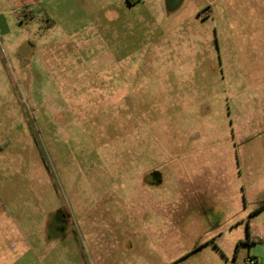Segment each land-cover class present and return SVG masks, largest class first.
<instances>
[{
    "label": "rangeland",
    "instance_id": "rangeland-1",
    "mask_svg": "<svg viewBox=\"0 0 264 264\" xmlns=\"http://www.w3.org/2000/svg\"><path fill=\"white\" fill-rule=\"evenodd\" d=\"M0 15V259L245 264L264 248V0Z\"/></svg>",
    "mask_w": 264,
    "mask_h": 264
},
{
    "label": "crops",
    "instance_id": "crops-1",
    "mask_svg": "<svg viewBox=\"0 0 264 264\" xmlns=\"http://www.w3.org/2000/svg\"><path fill=\"white\" fill-rule=\"evenodd\" d=\"M0 24L5 25V20H4V18H3L2 15H0ZM253 242H255V241H253ZM3 243H6V244H7L6 241H3ZM263 245H264V244H263ZM263 247H264V246H263ZM249 256H253V257H255L256 260H257V264H264V262L262 261V260H263L262 258H264V248L261 249V250H259V252L257 251V253H254V254L249 255ZM21 257H22V256H21ZM21 257H20V260H21ZM6 260H7V261H6ZM260 260H261V261H260ZM16 262H17V261H15L14 264H16ZM0 264H12V263H11V260H8V258L1 257V259H0Z\"/></svg>",
    "mask_w": 264,
    "mask_h": 264
},
{
    "label": "built area",
    "instance_id": "built-area-1",
    "mask_svg": "<svg viewBox=\"0 0 264 264\" xmlns=\"http://www.w3.org/2000/svg\"><path fill=\"white\" fill-rule=\"evenodd\" d=\"M245 264H257V261H256L255 257L248 256V258L245 261Z\"/></svg>",
    "mask_w": 264,
    "mask_h": 264
}]
</instances>
